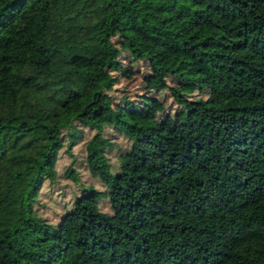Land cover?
Segmentation results:
<instances>
[{
  "label": "trees",
  "instance_id": "trees-1",
  "mask_svg": "<svg viewBox=\"0 0 264 264\" xmlns=\"http://www.w3.org/2000/svg\"><path fill=\"white\" fill-rule=\"evenodd\" d=\"M116 35L178 120L114 109ZM106 126L128 140L114 170ZM82 127L104 189L47 220L39 190ZM0 264H264V0H0Z\"/></svg>",
  "mask_w": 264,
  "mask_h": 264
},
{
  "label": "rangeland",
  "instance_id": "rangeland-1",
  "mask_svg": "<svg viewBox=\"0 0 264 264\" xmlns=\"http://www.w3.org/2000/svg\"><path fill=\"white\" fill-rule=\"evenodd\" d=\"M113 40L120 51L110 67L115 81L104 89V94L114 109H122L126 105V109L134 107L141 110L146 109L150 103L155 101L162 106L156 112L158 117L165 120H178L182 115L183 108L172 95V90L168 87H156L145 62L132 58L122 45L119 36H114ZM166 83L167 86H177L181 93L192 99L205 97L208 92L207 87H189L180 78L167 77ZM92 132L93 130L82 127L83 139L72 146V157L65 152L64 147L61 148L55 162L57 173L55 179L43 181L34 205L38 213L47 220L53 222L57 220L63 207L68 206L72 196L78 192L79 185L91 184L97 189H104L103 183L89 173L83 160L84 141L89 138ZM103 133L112 141V145L106 150V155L110 168L114 170L116 169L117 155L127 147L128 140L108 126L104 128ZM69 165L76 171L77 180L65 176L64 170ZM98 206L101 210L108 211L105 197L98 200Z\"/></svg>",
  "mask_w": 264,
  "mask_h": 264
}]
</instances>
